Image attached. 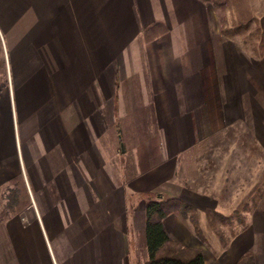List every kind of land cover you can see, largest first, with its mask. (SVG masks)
Returning <instances> with one entry per match:
<instances>
[{"label": "crops", "instance_id": "crops-1", "mask_svg": "<svg viewBox=\"0 0 264 264\" xmlns=\"http://www.w3.org/2000/svg\"><path fill=\"white\" fill-rule=\"evenodd\" d=\"M0 68V187L22 176L23 212H86L50 219L59 248L78 250L69 264H132L138 244L144 263L147 199L128 196L148 191L191 206L204 240L176 213L165 227L206 264H236L248 250L264 264V186L223 245L207 211L230 201L178 180L191 148L240 123L264 157V56L223 35L210 3L0 0ZM118 146L133 159L123 174L110 170ZM24 232L11 243L30 261Z\"/></svg>", "mask_w": 264, "mask_h": 264}, {"label": "rangeland", "instance_id": "rangeland-1", "mask_svg": "<svg viewBox=\"0 0 264 264\" xmlns=\"http://www.w3.org/2000/svg\"><path fill=\"white\" fill-rule=\"evenodd\" d=\"M261 25L264 27V21H261ZM238 37L240 38V36ZM2 74L0 68V80L3 79ZM17 138L19 141L18 136ZM250 139L251 135L245 123L230 126L220 135L206 140L203 145L200 143L191 148L180 164L179 181L211 193L219 194L221 191L223 200L227 203L230 201L223 217H214L211 221L219 230L223 241H226L243 225L248 209L239 207V204L248 200V206H252L258 199L260 187L263 186L264 157L256 144L250 143ZM118 147L114 156L111 149L110 160L113 166L110 167V170L120 174L124 171L119 167L124 166L121 167L123 170L128 166L130 168L133 159L131 156L123 155L124 152H120V147ZM19 151L22 156L21 138ZM256 184H259L260 187H256L254 193L249 195ZM16 186L11 183L0 187V217H2L0 221V264H28L29 262L31 264H42V262L45 264H69L70 260L75 255L77 256L78 250L68 242L61 244L64 246L63 250L59 248L51 229L50 219L54 215L55 219L60 222L59 224H65L70 218L79 215L81 211L73 206H66L60 212L31 208L27 212L21 211L16 215H11L10 209L7 208V200L10 189ZM128 197L130 201L131 199L138 201L144 198L141 194ZM56 213L59 215L58 217H56ZM194 215L198 218L196 213ZM79 216H86V212H82ZM22 230L25 231V234H30V238L31 233L34 237L31 238L34 247L30 253V261L26 251H24V255L25 253L26 255L23 256L21 243L17 241L15 249L11 243V237L14 234L15 237H22ZM31 240L30 247L33 246ZM141 246L142 244H138L139 250L137 253L135 252L136 255L132 256V264L143 263L145 256Z\"/></svg>", "mask_w": 264, "mask_h": 264}, {"label": "trees", "instance_id": "trees-1", "mask_svg": "<svg viewBox=\"0 0 264 264\" xmlns=\"http://www.w3.org/2000/svg\"><path fill=\"white\" fill-rule=\"evenodd\" d=\"M202 1L210 3L214 7L223 35L227 37L240 36L245 50L259 58L264 56V27L261 25L264 0ZM116 126L118 128V123ZM10 183L17 186L10 189L7 208L10 209L11 215H16L30 203V200H28L27 188L22 176L11 178ZM263 186L260 187L259 184H256L249 195H252L254 190L260 187L259 198L263 192ZM141 196L147 199L145 234L148 259L143 264H206L201 248L190 247L182 241L171 238L165 227L164 219L169 214L176 213L184 221L191 222L193 232L201 240H204L202 228L199 227L194 214H190L191 206L176 197L165 198L162 192L148 191L141 193ZM248 204V200H244L239 204V207H250ZM256 204L257 200L252 209L256 207ZM207 215L211 220L214 217H223L221 212L215 210H208ZM1 220L2 217H0ZM211 226L220 237L217 227L212 223ZM222 244L226 245V242L222 240ZM236 264H256L255 253L252 250L246 251L239 257Z\"/></svg>", "mask_w": 264, "mask_h": 264}]
</instances>
